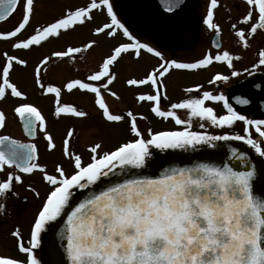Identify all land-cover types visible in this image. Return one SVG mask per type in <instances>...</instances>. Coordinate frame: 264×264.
I'll list each match as a JSON object with an SVG mask.
<instances>
[{
	"label": "snow or ice",
	"instance_id": "1",
	"mask_svg": "<svg viewBox=\"0 0 264 264\" xmlns=\"http://www.w3.org/2000/svg\"><path fill=\"white\" fill-rule=\"evenodd\" d=\"M161 2L165 11L173 13L185 0ZM243 3L244 11L230 23V33L246 50L251 47L250 41L264 32V0H243ZM218 4L219 0H210L203 19L217 37L212 41L215 53L207 51L194 62H180L165 59L156 48L137 39L114 11L112 0H85L79 6H66L51 21L35 24L26 36L22 33L32 23L37 0H0V22H7L15 13H20L14 27L0 29V41H10V50L0 51V101L9 97L28 101L27 92L13 81L12 73L17 67L27 68L29 60L13 53L31 51L50 39H60L64 33L92 23L94 13L100 12L107 19L94 25L90 29L91 35L114 40L122 34L127 42L117 41L111 45L96 67L88 69L83 76H70L60 85L41 82L43 72L61 62L75 66L77 57L85 59L84 54L98 47L100 41L89 39L79 45L68 44L43 56L32 69L33 77L41 94L53 97V119L90 120L92 114L82 105L64 99L65 95L80 93L91 97V103L105 125L126 124L132 136L109 150H103L102 138L93 140L85 145L89 153L85 160L71 145L79 139L80 132L76 123H70L61 140L60 152L69 162L71 171H67L62 162H57L49 172L48 165L39 162L36 142H24L6 134L8 115L0 108V218L7 220L9 199L28 202V197L21 196L16 190L17 185L24 184L25 176L40 173L42 181L48 185L43 198L31 183L25 186L40 203L33 213L27 239L18 224H13L0 237V243L7 246L11 241L18 253L0 252V264H42L37 250L41 247L42 233L49 228L52 229L53 255L62 257L53 264H264V194L259 197L254 194L256 183L264 185V168L250 166L252 170L238 171L229 164L221 167L202 163L195 167L167 168L154 177H133L129 171L131 168L142 169L152 155V148L164 151L205 144L216 147V141H242L264 157V146L260 143L264 140V119H251L241 114L223 93L204 91L200 98H184L167 107L162 106V98H167L164 81L173 71L203 70L214 62H222L233 69L231 77L240 75L234 70V61L243 57L224 48L219 39L222 28L214 22ZM143 52L154 55L160 63L140 75L131 73L124 83L134 89L148 88L149 91L133 92L136 103H148L149 112L155 117L172 119L176 125L184 126L182 130L153 131L148 128L146 138L138 120L148 117L130 107H118L123 103V97L112 87L118 80L116 65L125 56L140 61ZM257 54L258 62L253 68L264 66V47H260ZM74 70L80 71L79 68ZM229 79V75L217 72L208 83ZM200 87L197 85L196 89ZM207 101L222 102L226 114L218 115L213 107L206 106ZM236 102L248 105L250 100L237 97ZM178 110H186L190 116L220 128L231 129L241 122L244 134L209 135L193 131L190 128L192 120L182 118ZM12 112L27 137L34 140L39 130L47 151L57 149L48 118L39 106L20 102L13 106ZM254 134L260 140L254 138ZM237 155V150L233 149L232 156ZM244 155L239 153L241 158ZM113 175L121 179L113 181ZM77 191H81L82 198L71 203ZM61 222L60 236L66 243L57 245L55 227Z\"/></svg>",
	"mask_w": 264,
	"mask_h": 264
},
{
	"label": "rangeland",
	"instance_id": "2",
	"mask_svg": "<svg viewBox=\"0 0 264 264\" xmlns=\"http://www.w3.org/2000/svg\"><path fill=\"white\" fill-rule=\"evenodd\" d=\"M43 1V0H41ZM115 3L114 11L117 12L118 17L121 19V21L125 24L126 27L129 28V31L133 33L134 36H136L137 39H139L142 43H148L150 46L156 48L158 51L162 53V55L165 57V59L171 60L173 57H179L184 58L186 61L191 59L192 57H185L190 52H192V43H190L191 35L199 34L201 32L197 29L195 32H192V16L191 14L197 9L198 12L203 13L205 8V0H185L184 3H188L189 8L187 10V13L185 14V17L183 20H180L181 18L178 16L179 14H176V11L173 13H169L163 9H161L159 12L150 15L145 16L142 14L137 13L133 10V8L130 6L128 0H112ZM62 3H70L72 5V0H44L42 5H37L36 8L42 9L41 13L37 15L36 17V24L42 23V22H48L52 20L54 17L60 14V12L64 9L65 5ZM81 0H78V5H81ZM197 6H195V5ZM67 6V5H66ZM191 13V14H190ZM95 19L90 24H87L83 28V35L82 38L85 39V42L89 39H98L100 41L99 46L94 48L90 53L85 54V59H83L80 62V71L78 75H84L88 69L95 68L97 65V62L105 55V53L108 52L111 45L117 43V41H124L127 42V38L123 37L122 34H118L117 37L114 40H108L104 37H95L91 35L90 29L94 25H99L101 22H104L107 17L100 12L94 13ZM20 19V13L17 12L14 14L11 19H9L7 22H4L3 25L0 26L2 28H5V30L10 29L11 27H14V24L19 21ZM190 20V22H189ZM214 22H216L214 20ZM191 23V24H190ZM81 29V28H80ZM69 36L70 40H63L66 39ZM76 35H71L69 33L66 36H61L60 39H52L46 43H43L44 46L42 48H36L35 51L38 54H42L46 52V49H50L51 51L54 50H61L66 45L72 44V38H74ZM79 36H76L75 39H78ZM180 44L183 45L180 49ZM10 43L7 44L6 48L9 49ZM10 50V49H9ZM183 52V53H182ZM19 54H22L25 58L30 59V55H27L24 51H19ZM33 53V51H32ZM42 58V55H38ZM184 55V57H183ZM32 56V55H31ZM34 56V54H33ZM35 57V56H34ZM160 63L159 59L156 58L152 54H148L146 52L142 53V58L140 61H132L130 59V56H125L123 60H121L117 65L115 70L118 73V80L114 83L112 86L114 90H117L121 93L123 97V103L119 104V108H132L137 113H143L145 116L148 117L146 120H138V124L142 131H144L145 137L147 138V129L151 128L153 131H163L166 129H171L176 126L174 123V120L172 119H163L159 117H155L152 113L149 112L150 105L148 103H141L137 104L136 101L133 99V92H140V91H149L146 87L142 88H130L127 87L124 83V80L127 76H129L131 73H136L137 75H140L144 72L145 69L150 68L152 66L157 65ZM62 65L54 66L52 69L50 68L51 73H48V78L52 81L60 82L62 83L64 78L61 77L60 68ZM53 71V72H52ZM29 74V73H28ZM70 76L74 75V72L69 73ZM181 73L177 71H173L170 76H168L164 81V86L166 88L167 92V98H162V106H169L173 102H177L179 100H182L185 98L186 95V88L184 87L183 83L177 76ZM53 75V76H52ZM13 77L18 81L19 77H17L16 73L13 74ZM32 76L22 82L21 85L18 84V86L21 87H32L37 86L36 83H33L31 86V82H33V79H30ZM22 89V88H21ZM33 98H36L37 101L41 100V98L44 97V95L41 94L40 89L33 88L31 90ZM88 97V96H86ZM91 102V97H88ZM179 100H176V99ZM87 102V101H86ZM109 102L113 103L111 101V98H109ZM116 107V105H113ZM87 107L91 108L90 105L87 104ZM87 108V110H88ZM89 111V110H88ZM92 114V113H91ZM178 114L185 119H191L192 122L194 117H191L189 113L185 110H178ZM64 125H61V127H56L54 125V122H51L50 129L51 132L54 134L55 142L57 143V149L54 152H45L46 150V144H43L45 146L42 147V154L39 153V162L41 163H49L48 168L54 167L55 163L62 162L67 163L61 155L60 152V144L61 140L64 136L63 130ZM182 126L181 128H183ZM12 126L9 128V131H11ZM191 130H197V131H203L204 128L195 126V129H193L192 126H190ZM78 130L80 132L79 136V142L82 144V147L84 149L85 145L88 143H91L93 140L102 138L103 139V150H109L114 145L118 144L119 142H122L125 139H131L132 136L128 132L127 125L121 124V125H105L101 117L98 116H92L91 119L88 121H85L83 125H78ZM82 142V143H81ZM85 150V149H84ZM69 166V164H65L64 167ZM68 168V167H67ZM48 169V171H50ZM53 171V170H52ZM40 173H36L35 175L31 176L30 181L25 182L22 185V188H19V190L24 191L27 194L32 193L27 192L25 189V186L28 183H31L34 187L36 186L37 189L41 191V189L38 186V182L36 178H40ZM39 181V180H38ZM17 189V188H16ZM23 196V195H22ZM34 197V196H33ZM33 197H30L28 202L25 204L21 200H19L18 203L22 204V207L20 208H14L10 205L11 201L14 199H9V214L7 217V220H4L3 218H0V237L3 236L4 233L8 232L13 224H18L22 233L25 235L24 238H26V231L31 223L33 213V209L31 210V205L29 204L31 202V199ZM39 204V202H38ZM0 252H7L12 255H17L14 246L12 245L11 241L7 242V246H4L3 243H0Z\"/></svg>",
	"mask_w": 264,
	"mask_h": 264
},
{
	"label": "flooded vegetation",
	"instance_id": "3",
	"mask_svg": "<svg viewBox=\"0 0 264 264\" xmlns=\"http://www.w3.org/2000/svg\"><path fill=\"white\" fill-rule=\"evenodd\" d=\"M72 1H73L72 5H70V3H67V4L62 3V4L65 5V7H66V5L67 6H79L78 0H72ZM43 2H44V0L43 1L37 0V5H42ZM81 2H82V4H84L85 0H81ZM112 3H113V6L115 7V3L113 1H112ZM225 5L227 7H225ZM195 6H197V5H195ZM204 6H205V8H204L203 13H201V12L199 13L197 9L192 14L190 13L192 16V32L193 31L195 32L197 29L200 30V28H201V32L199 34L191 35L190 43H192V47H193L192 52H190L185 57H189V58L192 57V58L189 59L188 61H186L187 58L182 59V58H179L178 56L177 57L175 56V57H173V59L180 61V62H194L195 60L202 58L203 55L207 51H212L213 53H215L216 48H215L214 44L212 43V41L217 39V37H216L215 33L212 30L208 29L207 26L203 23V19L206 17L207 10L210 6V0H205ZM188 8H189L188 3H184L182 5V7L176 11V14H179L178 16L181 18L180 20H183V18L185 17V14L187 13ZM41 11H42V9L36 8V12H35V15L33 17L32 23L28 26L26 31L24 33H22V35L26 36L28 33H30L32 31V27L36 24V17H37V15H39L41 13ZM243 11H244L243 0H219L218 7H217V9L214 10V20L217 23H219L221 25V28H222V32L220 34L219 39L221 40L223 47L227 48L233 52H236L243 57L241 60H235L234 61V70L240 72L239 76L231 77L230 74H231V71L233 69H229L226 66V64L222 63V62H214L207 69H203V70L177 71V72L181 73L180 75L177 74V76L179 77V79L183 83L186 90L188 88L193 89L192 92L186 91L185 98H192V99L200 98V97H202V94L204 91H211L214 94L223 93L225 96H227L229 98V102L231 104H233V106L238 111H240L241 114H243V115H245L251 119H264V66H260L258 68H253V64L258 62V54H257L258 49L260 47H264V32L258 34L253 40H251L250 41L251 47L246 49V50L243 49L236 42L233 35L230 33V23L234 22L235 18L237 16H239ZM229 17H231V19H229ZM9 19H11V18H9ZM17 22L14 24V26L17 24ZM45 22H42V23H45ZM94 22H96V21H94ZM189 22H190V20H189ZM3 23L4 22H0V26L3 25ZM1 29L5 30V28H2V27H1ZM10 29H7V30H10ZM83 32H84L83 28H81V29L77 28L74 32H67V33H64L63 35L66 36L69 33H71V35L79 36L78 39H75L76 36L71 39L72 45H79V44H82L85 42V39L82 38ZM67 39L70 40L69 36L63 40L66 41ZM50 40H52V39H50ZM52 42H53V40H52ZM8 43H10V41H0V51L9 50L6 48ZM43 46H44V44H42V46H39V47H34L31 51H24L27 55H30V59H28L29 60V66L27 68H20V67L16 68V70L12 73V79L14 82L21 85L22 82H24L25 80H27L30 77V75L32 76L30 79H33L32 69L38 63V61L41 59V57L37 56L38 53L35 51V49L36 48H42ZM182 46L183 45L180 44V49L182 48ZM32 51H33V53H32ZM51 52L52 51L50 49H48V50L46 49L45 53L38 54V55H40V56L42 55V57H43L45 55L50 54ZM13 54L24 57L22 54H19L18 52H15ZM33 54L35 57L33 56ZM84 56H85V54H84ZM183 57H184V55H183ZM77 60H78V63L75 66L69 65V64H67V62H61L58 64V65H60V64L62 65V67L60 68V72H61V77L64 78L63 82L67 78L70 77V74H69L70 72H74V75H78V73H76L74 69L75 68L80 69V65H81L80 62L82 60L80 59L79 56L77 57ZM52 68L53 67H51V69ZM245 69H247L248 71H245ZM79 72L81 73V71H79ZM217 72L224 74V75H229L230 76L229 81H227V82L220 81V82H217L215 84H209L208 81ZM14 73H16L17 77H19L18 81L13 77ZM48 73H51L50 68L46 72L42 73V81L41 82H43L45 84L54 83L56 85H60L63 83V82L60 83V82H56V81L54 82V81L50 80L48 78ZM51 74H53V73H51ZM255 79L260 80L261 84L259 85V88H257V89H259L261 92H256L255 89L249 88V86H248ZM33 83H35L34 79H33V82H31V86ZM197 85L201 86L198 90L196 89ZM32 87L39 89L38 85L32 86ZM32 87H21L25 92H27L28 101H19V100L12 99L11 97H9V98L5 99L4 101H0V108L5 110L7 115H8V127L6 129V134H11L14 138L21 139L24 142H29L30 140L32 142H36L38 145L39 153L41 155L42 150H43L42 147L45 146V145H43V144H45V141H44L42 135L39 133V130H38L37 137L33 140L32 138L27 137L26 134L23 133L21 123L18 121L17 118H15L13 116L12 109H13L14 105H16L20 102H32V103L36 104L37 106H39L41 108L42 112L44 113V115L48 118L50 131L52 129V128L50 129V125H51L52 121L54 122V125L56 127H61V125H64L63 130H62V131H64V133H65V131H66V129L70 123H76L77 127H78V125L79 126L83 125L84 122L70 121L68 119H60V120L53 119L52 115H51V113L53 111V102H52L53 97L51 95H47V96L44 95V97L41 98V100L37 101V99L33 98V96H32V93H31ZM241 88H245V90H247V93H249V97L244 96L248 100H250L249 104H251V101H253L255 99V102H257L256 105L251 104V106H248V105L241 106L240 104H235V101L233 102L231 100L232 96H234L238 92V90ZM64 99L65 100H72V101L82 105L86 110L88 108L87 104L90 105V103H91L88 97H86L85 95L80 94V93L73 94L72 96L65 95ZM176 100H179V99L177 98ZM259 100H260V102H259ZM91 106H92L91 108L90 107L88 108L89 112L92 113V116H98L99 112L95 109V107L92 105V103H91ZM206 106L213 107L216 110L218 115L226 114V110L223 108L222 102L207 101ZM99 117H100V114H99ZM194 119L195 120H193V122L190 126H192L193 129H195V126L200 127V124L203 123L204 124L203 132H206L209 135H221L224 133H228L231 135L244 134L242 131L244 126L241 122H237L230 129L228 127L220 128V127L212 126V125H210V123L208 121L201 120V119L196 118V117H194ZM174 123H175V121H174ZM11 126H12L11 131H9V128ZM181 127H182L181 125H176L174 128L166 129L163 131L182 130ZM194 131H197V130L195 129ZM254 138L260 140V138L256 137L255 134H254ZM232 142L233 143L238 142L240 145L245 146L249 150V152L254 156L255 160L257 162H259L264 167V157H260L259 154L256 153L254 151V149H252L251 146L247 145L246 143H244L242 141H235V140L216 141V142H214L216 147H212L211 145L205 144V145H197L196 147L189 146L187 148L167 149L164 151H161V150L156 149V148H152L151 149L152 155L149 158H147L145 166L149 167V165H150L149 168H153V167L157 166L159 164L160 156L165 155L166 153H169V152L172 153L175 151L187 149V150H190L194 155H196L197 153H200V152L216 153L217 150H220L221 148H223L224 144L232 143ZM260 143L262 146H264V140H260ZM71 145L75 149V151H77L83 155L85 160L88 159L89 153L86 150H84L85 147L83 149L82 144H80L78 139L72 141ZM45 152H48L47 149L45 150ZM46 164L49 166V163H46ZM65 164H69V162H67ZM67 167H65L66 170L71 171L70 164ZM53 168L54 167H52L51 169L48 168V169H50L49 172H52ZM29 178H31V176H25L24 181L25 182L30 181ZM36 179H37L38 186L41 189V191L39 189L38 190L41 193V198H43V196L45 195V193L48 189V185H46L42 181L41 177L36 178ZM16 188H17L16 190L21 194V196L22 195L27 196L28 200L30 199V197H33L30 194H27L24 191L19 190V188H22V185H17ZM17 202H19V200H12L10 205L14 208L22 207V204L21 203L16 204ZM38 202L40 203V201L37 200L35 197H33L31 199V202L29 203L31 205V210L32 209H33V211L36 210ZM52 223H53V225H55L56 222H52ZM30 225H31V223H30ZM30 225H29V227L25 233L26 234L25 239L28 238ZM51 232H52V229L49 228V229H46V231L44 233H42L41 247H40V249L37 250V256L41 260L42 264H51V256L49 253V242H50Z\"/></svg>",
	"mask_w": 264,
	"mask_h": 264
},
{
	"label": "water",
	"instance_id": "4",
	"mask_svg": "<svg viewBox=\"0 0 264 264\" xmlns=\"http://www.w3.org/2000/svg\"><path fill=\"white\" fill-rule=\"evenodd\" d=\"M128 1L131 7L136 12L143 14V15H152L158 12L162 7L161 0H128ZM260 84H261L260 80L255 79L248 86L249 88L255 89L256 92H261L259 89H257L259 88ZM244 96L249 97V93H247V90H245V88H241L238 90V92L234 96H232L231 100L233 102L235 101V104H238L236 102V98L237 97L246 98ZM256 103L257 102H255V99L251 101L252 105H256ZM251 104H248V106H251ZM241 106H246V105H241ZM233 149H236L238 152V155L236 157L232 156ZM239 153L245 154L244 158H241L239 156ZM202 163L217 165L221 167L224 164H229L230 166H233L238 171L252 170L250 166H255L256 169L264 168L261 164L255 161L254 157L248 152V150L244 146L235 144V143H228V144H224L223 148H221V150L216 152V154H213L210 152H201V153H197L196 155H194L190 150L175 151L172 153L169 152V153H166L165 155L160 156L159 164L153 168H149L150 167L149 165V167L144 166L142 169L131 168L129 171H130V176H133V177L134 176H153L154 177V176L159 175L160 172H162L164 169H167V168L195 167L196 165L202 164ZM124 178H128V177H124ZM111 179L113 181H116L118 179H121V177L113 175ZM101 186H103V183L101 184ZM81 191L76 192L75 196L73 197V201L71 203H74L78 199L82 198ZM254 194L258 197L264 194V185L260 183H256ZM62 228H63L62 222L59 223V225L55 227V232H56L55 239H56L57 245H60L61 243H66V241L63 240V238L60 236V231ZM52 241H53V236L51 232L50 242H49V253L51 256V264H53V261L55 260L62 259V257L59 255H53Z\"/></svg>",
	"mask_w": 264,
	"mask_h": 264
}]
</instances>
